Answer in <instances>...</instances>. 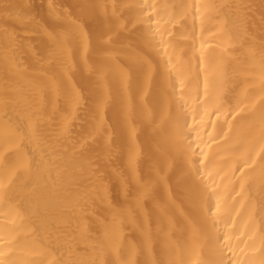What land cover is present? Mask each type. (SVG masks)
Returning a JSON list of instances; mask_svg holds the SVG:
<instances>
[{"label": "bare ground", "instance_id": "6f19581e", "mask_svg": "<svg viewBox=\"0 0 264 264\" xmlns=\"http://www.w3.org/2000/svg\"><path fill=\"white\" fill-rule=\"evenodd\" d=\"M0 264H264V0H0Z\"/></svg>", "mask_w": 264, "mask_h": 264}]
</instances>
